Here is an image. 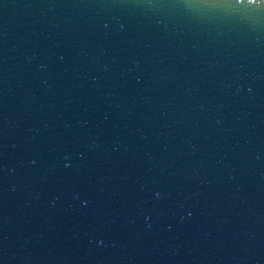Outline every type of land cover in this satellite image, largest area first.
<instances>
[{"label": "water", "instance_id": "obj_1", "mask_svg": "<svg viewBox=\"0 0 264 264\" xmlns=\"http://www.w3.org/2000/svg\"><path fill=\"white\" fill-rule=\"evenodd\" d=\"M0 264H264V0H0Z\"/></svg>", "mask_w": 264, "mask_h": 264}]
</instances>
